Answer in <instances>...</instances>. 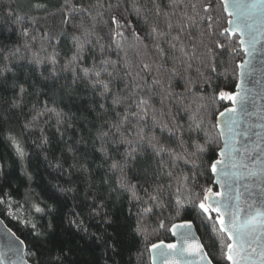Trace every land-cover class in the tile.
<instances>
[{"label":"trees","instance_id":"obj_1","mask_svg":"<svg viewBox=\"0 0 264 264\" xmlns=\"http://www.w3.org/2000/svg\"><path fill=\"white\" fill-rule=\"evenodd\" d=\"M134 2L152 9L148 13V23L143 17L137 16L132 7ZM191 2L211 5L210 12H201V15L212 16L215 34L211 37L205 35L203 41L213 48L215 41H221L225 44V49H216L214 57H204L208 67L196 61L190 72L173 78L169 95L167 74L163 77L165 89L163 93L160 86L152 90L148 87L152 85L153 79L159 76L155 71L158 56L153 38L148 34L150 25L159 22L163 27L165 23L163 17L156 18L153 15L155 7L151 0H71L77 8L90 9L91 17L95 19L90 18L88 12H69L65 8V0H0V197L6 201L11 199L13 202L10 208L0 204V218L24 240L26 253H36L35 256L26 254L31 263L38 264L41 256H48L51 253L53 258H58L56 264H60L63 258L60 257L59 245L61 241L68 239L67 219L70 218L69 213L73 210V205L79 206V201H84L85 197L87 203L91 204L92 198L96 197V202H103L106 205L104 211L100 216H89L85 213L83 217L88 233L95 235L82 237L78 233L74 234V254L68 259L75 264H150L148 253H145L142 260L137 261V247L143 250L144 245L140 243L137 247H131L126 230L128 223L135 222V216L130 215L128 209L131 207L135 213L137 207L134 203L129 204L127 192L119 189L113 191L117 177L109 171L114 160L123 159L127 145H114L109 140L104 146L106 158L100 151L101 142L96 138V130L104 120L115 117V112L111 111V99L101 101L98 94H93L86 81L74 82L73 73L65 72L63 68L76 51L74 37L81 35L78 26L94 25L92 43L85 46L79 68H92L94 64L100 65L101 60L116 62L115 69H110L116 73L112 91L125 89V84L135 81L144 88V91L137 93L135 98L138 99L140 95L151 97L145 132L148 135H156L170 145L176 143L174 138L171 140L168 138L167 132L161 133L159 127H152V112L155 110L158 116L164 113L162 119L166 121H171L174 117L177 124L184 126V137L188 139V116L182 109L181 101L176 97L183 95L186 97L183 103H190L196 97L201 95L212 97L221 90L234 93L238 80L236 65L243 59L242 52L239 55H230L231 49L239 50L238 37L228 36L227 33L224 36L219 35L228 27V17L221 0H182L183 4ZM169 3L170 0H155V4L159 5L163 12L171 13L173 9L169 8ZM37 4L42 7H35ZM9 11L13 13L12 16L8 15ZM184 13V7L176 8L175 15L172 16L173 24ZM112 15L119 18L123 25L121 31L127 38L122 49H118L111 42V29L116 27L110 24ZM17 16L23 21L20 25L16 23ZM65 20L68 22L64 23ZM22 29H27L30 33L27 38L31 42L30 48L23 46L25 38L21 35ZM206 29L207 21L197 24L189 22V26L183 29L184 43L189 48L193 44L199 45L200 33ZM177 31L174 29L172 35H176ZM137 36L139 40L136 39ZM161 46L168 48L166 43H162ZM17 48L19 52H16ZM198 51L206 52V48L200 46ZM36 53L43 61L39 66L29 63ZM53 53L57 54L55 77L52 76L53 66L47 62ZM143 61L153 64L151 73L140 71L138 65ZM171 63L169 59L165 67H170ZM211 66H215V72L211 71ZM197 67L205 73V77L199 76L196 72ZM5 68L9 70L4 71ZM129 71L132 72L131 76L127 75ZM137 72H140L139 78L136 77ZM188 77L192 80L191 93L186 92ZM103 78L108 79L106 75ZM21 86L26 90L23 97L19 95ZM124 94L127 95L128 91L125 90ZM14 100L19 102V107H12ZM99 103H105L110 110L104 116H97V111L93 110V108L98 110ZM34 106L35 110L47 107L63 113L64 123L59 126V131L56 117L51 113L41 117L34 126L25 128L26 122L34 115ZM229 106L230 102L217 100L214 111L218 115ZM134 107L133 105V110ZM124 110V107L118 109L121 113ZM213 131L215 133L218 130ZM10 135L22 148L23 158L18 155L12 140L9 139ZM200 136L202 140L203 134ZM217 151L218 148L212 146L205 158L207 165L210 166L217 158ZM139 167L140 165L133 167L127 175L133 184L139 186L142 194L146 178L138 170ZM201 171L203 174L197 176L196 191L201 190L200 186L214 189L210 167ZM161 182L167 184V178H162ZM57 185L74 188L76 199L73 200V193L67 196L57 193L59 203L54 213L40 216L32 211L31 205L35 201L53 203L48 199V193L55 191ZM5 192L9 195L4 196ZM105 212L114 223H104ZM164 215L167 216L168 213L165 212ZM28 218L37 224L39 230L45 232L44 237L37 239L32 235L31 226L21 222ZM152 219L155 221L157 216ZM50 220L55 227L51 233L47 231ZM184 220L193 222L213 264H228L223 257L219 240L212 235L210 224L201 223L196 210L192 208L186 209L176 222ZM152 239L154 242L160 239L165 243L171 242L170 233L167 232H161Z\"/></svg>","mask_w":264,"mask_h":264},{"label":"snow or ice","instance_id":"obj_2","mask_svg":"<svg viewBox=\"0 0 264 264\" xmlns=\"http://www.w3.org/2000/svg\"><path fill=\"white\" fill-rule=\"evenodd\" d=\"M155 7L153 15L156 18H164V26L161 27L159 22H153L150 25L149 35L153 38L155 51L158 60L155 62V71L159 74L157 78L153 79L152 85L148 86L149 90L160 86L161 92L165 91L163 87V77L168 76V94L171 95V80L177 76H183L193 69V63L199 61L200 64L208 67L204 57H214L216 49H225V44L221 41H215V48L204 44L203 37L205 35L211 37L215 34L213 29V18L211 15H201L209 13L210 4H198L191 2L183 4L182 0H170L169 8L173 9L171 13L163 12L159 5L155 4V0H151ZM223 10L232 19L228 20V28H224L219 33L224 36H238L239 50L231 49V54L239 55L243 52L245 56L252 57L256 51V46L260 43L259 37L256 35L254 29L255 19L259 14L264 15V0H232L228 3L227 0H221ZM35 7H42V5H35ZM103 7V5H99ZM112 7V5H109ZM133 10L138 17H143L148 23V13L152 9H148L144 5H137L133 3ZM184 7L185 13L180 19L173 24L172 16L175 15V9ZM65 8L69 12H88L91 17L90 9L83 7L77 8L71 0H65ZM199 9V10H198ZM190 10V12H189ZM103 15V13H98ZM9 16L13 13L9 11ZM207 21V29L200 33L199 45L193 44L190 48L183 40V29L191 24H197ZM22 19L17 16L16 23L22 24ZM68 21L65 20L64 23ZM110 24L116 27L111 29V42L118 49L123 48L124 41L127 39L124 32L121 31L123 25L117 16L110 17ZM81 35L74 37V47L76 51L67 63L64 65L63 71L72 72L73 80L86 81L88 86L92 89L93 94H98L101 101L111 99L112 109L115 112V117L111 120L105 119L99 128L96 130V138L101 142L100 151L107 158L105 144L110 140L112 144L127 145L126 151L123 153V159L114 160L110 165L109 171L117 177L115 188L127 192L129 204H135L137 211L132 212V208L128 209L130 215L135 216L134 223H128L126 230L128 232L131 247H137L138 244L144 245L143 250L137 247L136 259L139 262L143 259L145 253L150 254L151 264H213L212 260L208 258L204 246L197 239L192 231L193 222L191 220H184L177 223L186 209L192 208L196 210L197 217L201 223H208L211 227L212 235L220 242V248L223 257L228 261V264H264V187L260 189V202L252 198V186L264 184V150L260 154L253 156L258 144L249 147L247 143L244 146L237 147L240 143L239 137L248 138V132L252 130V125L248 124L244 132L236 130L239 123L238 117L251 115L247 107L248 101L252 99L249 95L250 90L247 88L241 92L242 85L237 83V91L229 93L219 91L212 97H205L203 95L196 97L190 103H183L186 99L183 95L176 97L181 101L183 111L188 116L187 132L188 139L184 137V126L175 122L173 117L171 121L162 119L164 113L158 116L153 110L152 121L153 128L159 127L160 132H167L168 138L175 139L176 143L170 145L162 141L156 135H148L145 132L146 117H148L147 109L150 107V96L140 95L136 99L137 93H142L144 88L138 82H129L125 84V89H120L116 92L112 91L113 79L116 78L115 69L116 62L109 60H101L100 65H93L92 68H79V61L83 57L85 46L92 43V36L94 33V25L89 27L81 24L78 26ZM176 29L177 34L172 35L173 30ZM21 35L25 38L24 47L30 48L31 42L27 40L30 33L27 29L21 30ZM139 40V37H136ZM166 43L168 48L161 46ZM203 46L206 52L198 51V48ZM103 50V46H101ZM169 50L171 55L169 56ZM47 51V49H43ZM19 52V48L16 49ZM56 53L48 57L47 62L53 66L52 76L57 75L56 69ZM171 59L170 67H165L168 60ZM36 65L43 63L38 53L34 54L33 59L29 61ZM251 66V59L242 61L236 65L240 69V74L243 75L249 71ZM127 67V65H126ZM141 72L151 73L153 71V64L143 61L138 65ZM9 69L5 68L4 71ZM211 71L215 72V66H211ZM196 72L200 77H205V73L196 68ZM106 75L108 79H104ZM127 75L131 76L129 71ZM140 72L136 73L139 78ZM210 79V78H208ZM186 92H192V80L187 78ZM125 90L128 94L125 95ZM25 88H19V95L23 97ZM217 100L227 101L232 104V107L225 108L224 111L218 113L214 111V105ZM133 105L134 110H133ZM18 101H13L12 107H19ZM120 107H124V112L118 111ZM97 116H104L110 110L105 103L98 104ZM51 113L56 117V122L59 126L64 123L63 113L56 109L45 107L43 110H35L34 115L30 121H27L25 128L35 125L37 121L46 114ZM227 118L221 125V118ZM144 126H141V125ZM213 130H218L214 133ZM179 133V134H178ZM203 134L201 140L200 134ZM62 134V133H61ZM192 134H195L194 136ZM256 135L259 137L260 133ZM9 139L12 140L18 155L21 158L24 152L15 138L11 135ZM219 141V143H218ZM47 142L46 140L44 141ZM212 146H216L218 151L217 158L211 162L210 166L206 163ZM150 150V151H149ZM139 167V171L146 178V183L143 188V193L137 184H133L127 172L133 167ZM59 167V162L57 164ZM210 167V171L215 177L213 184L219 185L224 189L223 192H213L211 187L200 186L201 190L196 191L197 176L202 175V169ZM167 178V184L162 183V178ZM31 179V177H29ZM243 189V190H242ZM75 189L72 187H61L57 185L55 191L48 193V199L53 203H45L43 200L35 201L31 205V210L36 214L43 216L45 214L51 215L57 210L59 197L57 193L67 196L73 193V200L76 199L74 193ZM7 192L4 196H8ZM91 204L87 203V197L84 201H79V206L73 205V210L69 213L70 218L67 219L69 228L68 239L61 241L59 245L60 264H75L74 261L68 259L74 254V234H80L82 237H88L87 227L84 226V214L89 216H100L104 211L106 205L103 202H96L97 198L93 197ZM13 202L11 199L5 200L0 197V204L6 207H11ZM168 215L165 216L164 213ZM11 215V213H9ZM104 223L112 224L114 220L105 212ZM157 219L153 221V217ZM25 225H30L32 228V235L37 239L44 237L45 232L38 229L37 224L30 218L23 219ZM2 223V222H0ZM55 230L54 224L50 220L47 226V231L51 233ZM161 232L171 233L175 237L176 243H165L163 239L154 242L152 237L159 236ZM6 235L10 237L6 241V252L2 257L11 256L16 257V260H11V264H25L21 252H24V240L20 239L10 229L6 231ZM99 239V237H97ZM29 256H35L36 253H25ZM56 259L51 253L48 256H41L38 264H56ZM0 264H4L3 258H0Z\"/></svg>","mask_w":264,"mask_h":264},{"label":"water","instance_id":"obj_3","mask_svg":"<svg viewBox=\"0 0 264 264\" xmlns=\"http://www.w3.org/2000/svg\"><path fill=\"white\" fill-rule=\"evenodd\" d=\"M227 2L230 4L232 3V0H227ZM246 2H251V0H246ZM225 14L228 17V20L232 19V17H229L227 13ZM254 29L256 30V35L259 37L260 43L257 44L256 51L252 55V57H247L242 52L243 59L241 60V62L247 59H251V66H250L249 71H246L243 75L240 74V69H238V80H237V83H240L242 85L241 92H243L244 88H247L250 90L249 95L252 97V99L248 101L247 107L251 115L238 117L239 123L236 126V130L240 132H244L246 131L248 124H251L253 126L252 130L248 132L247 139L243 136L238 138L240 140V143L237 144V147L242 148L245 143H247L249 147H252L258 144L259 147H257L256 151L253 153V156H256L257 154H260L262 150H264V15L259 14V12L255 19ZM236 91H237V88H235L234 93ZM230 107H232L231 103H230V106L227 108H230ZM226 118H227V114L225 117L221 118L222 126H223V121ZM257 132L260 133L259 137L256 135ZM212 177L214 180L215 177L213 176V174H212ZM213 187H214L213 192H218V191L223 192L224 191V189L220 188L219 185L213 184ZM261 187H264V184H261V185L254 184L251 189L252 198L256 199L257 203H259L261 199V196H260ZM0 222H2L0 223V258H3L4 264H11L9 257H11V260H16V257L11 256V253H9V257H2V254L7 251L5 244H6V241L10 239V237L6 235V231L9 230L10 228L6 225V223L4 222L2 218H0ZM192 231L201 243V240L195 230L194 225H193ZM170 237H171V242H168V243L177 242L175 237L171 236V233H170ZM22 247L24 249V252H21L20 256H22L23 261L25 262V264H33L26 258L25 244ZM17 264H19V262H17ZM150 264H151V258H150Z\"/></svg>","mask_w":264,"mask_h":264}]
</instances>
